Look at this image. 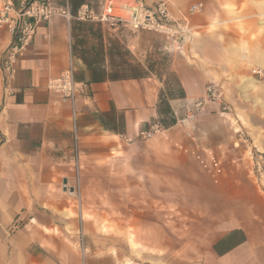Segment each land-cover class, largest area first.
I'll list each match as a JSON object with an SVG mask.
<instances>
[{
  "label": "crops",
  "instance_id": "1",
  "mask_svg": "<svg viewBox=\"0 0 264 264\" xmlns=\"http://www.w3.org/2000/svg\"><path fill=\"white\" fill-rule=\"evenodd\" d=\"M13 1L19 7L21 0ZM56 1L67 4L71 17L37 23L32 41L14 63L13 76L4 80L0 68V264H123L117 244L114 254L109 252L103 217L76 211L75 172L82 170L84 157H107L123 143L145 157L169 161L173 154L164 149L172 141L192 154H200L198 147L223 153L229 136L201 127L225 113L216 101L197 109L200 122L191 139H176L173 130L206 85L222 81L233 62V36L223 23L229 15L241 16L228 7L235 0H166L174 20L196 33L167 40L101 20L104 0ZM195 2L203 7L189 15ZM9 41L1 28L0 56ZM68 67L73 99L49 87ZM152 122L159 132L142 138L139 132ZM171 165L155 170L166 172ZM82 182L79 177V187ZM262 187L258 191L249 181L234 180L213 187L227 205L226 216L215 227L198 231L192 245H184L196 253L191 264H264ZM235 204L243 205V215L236 216ZM159 232L163 238H153V249L171 251L165 229L154 236L160 237Z\"/></svg>",
  "mask_w": 264,
  "mask_h": 264
},
{
  "label": "rangeland",
  "instance_id": "2",
  "mask_svg": "<svg viewBox=\"0 0 264 264\" xmlns=\"http://www.w3.org/2000/svg\"><path fill=\"white\" fill-rule=\"evenodd\" d=\"M228 7L241 17L238 20L229 15L223 23L233 36V62L222 81L215 82L220 90L216 102L225 113H218L201 125L205 132L215 128L224 137L229 136L223 153L210 151L218 159L221 172L213 175L202 166L196 152L192 154L175 141L170 149L169 145L165 146L168 150L164 149L173 154L170 161L145 157L123 143L110 149L107 157H84L85 165L75 172L76 211L82 210L94 219L103 217L109 252L114 254L117 244L123 264H191L196 253L184 245H192L198 231L215 227L218 219L226 216L227 205L220 203L213 187L221 180L249 181L258 191L264 185V0H235ZM186 29L187 39L196 34ZM148 31L167 40L175 37ZM198 118H194L188 132L178 124L173 130L176 139H191L200 122ZM197 151L208 153L199 147ZM164 163L172 164L169 171L155 170ZM181 164L188 165V170L178 166ZM79 177L83 179L80 187ZM234 206L236 216L243 215V205ZM157 229H165L171 251L153 249V238H163L162 232L160 237L154 236Z\"/></svg>",
  "mask_w": 264,
  "mask_h": 264
},
{
  "label": "built area",
  "instance_id": "3",
  "mask_svg": "<svg viewBox=\"0 0 264 264\" xmlns=\"http://www.w3.org/2000/svg\"><path fill=\"white\" fill-rule=\"evenodd\" d=\"M202 7L201 2L191 3L188 7V14L197 13ZM83 14L82 12L79 15ZM53 16L69 19L71 14L67 4H59L56 0H21L19 7H16L13 0H0V29L4 28L10 35L9 44L0 56V68L4 80L13 76L14 63L32 41L37 23L49 21ZM99 18L135 29L155 30L175 34V36L187 32V29L181 27V24L170 14L166 0H159L152 4H146L145 0H104L102 14ZM49 87L61 93L64 98L73 99L75 86L71 67L51 79ZM219 96L218 84H207L204 95L193 103V107L187 110L179 124L188 132L197 109L207 101H216ZM159 130L158 124L152 122L147 128L142 129L139 135L142 138H150ZM196 157L204 168L212 171L213 175L221 172L219 161L212 153L205 152V158L200 154H196Z\"/></svg>",
  "mask_w": 264,
  "mask_h": 264
}]
</instances>
